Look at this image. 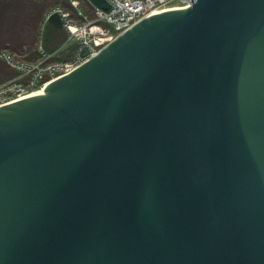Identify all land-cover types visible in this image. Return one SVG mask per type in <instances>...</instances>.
<instances>
[{"label":"water","instance_id":"obj_1","mask_svg":"<svg viewBox=\"0 0 264 264\" xmlns=\"http://www.w3.org/2000/svg\"><path fill=\"white\" fill-rule=\"evenodd\" d=\"M191 1L0 106V264H264V0Z\"/></svg>","mask_w":264,"mask_h":264},{"label":"built area","instance_id":"obj_2","mask_svg":"<svg viewBox=\"0 0 264 264\" xmlns=\"http://www.w3.org/2000/svg\"><path fill=\"white\" fill-rule=\"evenodd\" d=\"M106 8L95 7V18L75 20L70 12L58 6L69 33V40L78 43V49L67 60L55 59L54 53H43L38 59L19 58L7 49L0 51V59L18 72L16 78L0 85V106L28 97L44 89L51 81L70 73L97 55L120 34L152 14L175 8H187L191 0H104ZM78 6V1L73 0ZM41 49V46L39 47ZM38 88V89H36Z\"/></svg>","mask_w":264,"mask_h":264},{"label":"trees","instance_id":"obj_3","mask_svg":"<svg viewBox=\"0 0 264 264\" xmlns=\"http://www.w3.org/2000/svg\"><path fill=\"white\" fill-rule=\"evenodd\" d=\"M72 1L0 0V51L8 47L12 53L31 60L38 59L43 53H54L55 59L71 58L78 49V43L69 40L64 19L54 9L61 6L70 12L73 19L83 21L86 16L95 18V7L106 8L104 0H77V7ZM28 28L33 30L32 46L25 50L23 33ZM17 75L15 69L0 59V85Z\"/></svg>","mask_w":264,"mask_h":264},{"label":"rangeland","instance_id":"obj_4","mask_svg":"<svg viewBox=\"0 0 264 264\" xmlns=\"http://www.w3.org/2000/svg\"><path fill=\"white\" fill-rule=\"evenodd\" d=\"M23 36H25V44H26V47L24 49L26 50V49H29L32 46V38H33V30H32V28H28L27 31L25 30L24 33H23ZM10 46L13 47L12 44H10ZM8 49H11V48H8ZM16 55L19 58H23L24 57V56L18 55L17 53H16Z\"/></svg>","mask_w":264,"mask_h":264},{"label":"bare ground","instance_id":"obj_5","mask_svg":"<svg viewBox=\"0 0 264 264\" xmlns=\"http://www.w3.org/2000/svg\"><path fill=\"white\" fill-rule=\"evenodd\" d=\"M44 93V89H40L38 91H35L33 93H31L30 95L28 96H33V95H38V94H43ZM26 98V97H25ZM17 101V100H16ZM14 102V101H13ZM11 103V102H10ZM8 104V103H7ZM5 105V104H4Z\"/></svg>","mask_w":264,"mask_h":264}]
</instances>
